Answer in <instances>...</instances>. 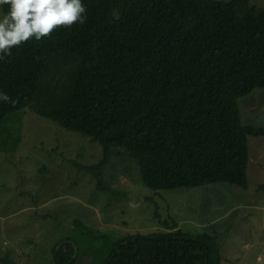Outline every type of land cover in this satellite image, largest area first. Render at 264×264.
I'll return each instance as SVG.
<instances>
[{
  "label": "trees",
  "instance_id": "trees-1",
  "mask_svg": "<svg viewBox=\"0 0 264 264\" xmlns=\"http://www.w3.org/2000/svg\"><path fill=\"white\" fill-rule=\"evenodd\" d=\"M84 3L83 25L26 42L0 61V90L10 97L0 101V122L30 108L99 142L104 156L92 170L125 149L156 190L247 188L248 137L263 136L264 126L244 124L238 100L264 87V7L251 0ZM64 242L54 249L56 264H79L80 248L75 254ZM221 262L215 235L171 228L128 234L92 264Z\"/></svg>",
  "mask_w": 264,
  "mask_h": 264
},
{
  "label": "rangeland",
  "instance_id": "rangeland-1",
  "mask_svg": "<svg viewBox=\"0 0 264 264\" xmlns=\"http://www.w3.org/2000/svg\"><path fill=\"white\" fill-rule=\"evenodd\" d=\"M238 106L244 124L264 126V87ZM248 145L247 188L156 190L125 149L92 170L104 156L99 142L30 108L13 112L0 122V264H56L54 249L67 240L80 248L79 264H92L128 234L171 228L215 235L221 264H257V256L264 264V135Z\"/></svg>",
  "mask_w": 264,
  "mask_h": 264
},
{
  "label": "clouds",
  "instance_id": "clouds-1",
  "mask_svg": "<svg viewBox=\"0 0 264 264\" xmlns=\"http://www.w3.org/2000/svg\"><path fill=\"white\" fill-rule=\"evenodd\" d=\"M86 20L84 0H0V61L10 56L13 48L41 41L62 28L71 30L72 25H83ZM9 100L0 90V101ZM261 261L257 256V264Z\"/></svg>",
  "mask_w": 264,
  "mask_h": 264
},
{
  "label": "crops",
  "instance_id": "crops-1",
  "mask_svg": "<svg viewBox=\"0 0 264 264\" xmlns=\"http://www.w3.org/2000/svg\"><path fill=\"white\" fill-rule=\"evenodd\" d=\"M250 161H251V155H250ZM250 161H249V162H250Z\"/></svg>",
  "mask_w": 264,
  "mask_h": 264
}]
</instances>
